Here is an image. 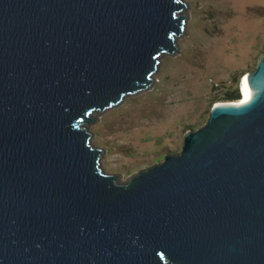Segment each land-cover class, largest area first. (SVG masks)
Returning a JSON list of instances; mask_svg holds the SVG:
<instances>
[{"label": "water", "instance_id": "95a60500", "mask_svg": "<svg viewBox=\"0 0 264 264\" xmlns=\"http://www.w3.org/2000/svg\"><path fill=\"white\" fill-rule=\"evenodd\" d=\"M189 8L0 0V264H264V53L245 99L126 179L89 129L158 80Z\"/></svg>", "mask_w": 264, "mask_h": 264}, {"label": "rangeland", "instance_id": "374dc122", "mask_svg": "<svg viewBox=\"0 0 264 264\" xmlns=\"http://www.w3.org/2000/svg\"><path fill=\"white\" fill-rule=\"evenodd\" d=\"M180 53L165 55L151 88L130 95L89 125L106 151L103 167L126 179L180 151L226 91L239 86L264 53V0H186Z\"/></svg>", "mask_w": 264, "mask_h": 264}, {"label": "trees", "instance_id": "16d2710c", "mask_svg": "<svg viewBox=\"0 0 264 264\" xmlns=\"http://www.w3.org/2000/svg\"><path fill=\"white\" fill-rule=\"evenodd\" d=\"M224 100H237L241 98V93L239 91V86H237L234 90L226 91L224 94Z\"/></svg>", "mask_w": 264, "mask_h": 264}, {"label": "bare ground", "instance_id": "6f19581e", "mask_svg": "<svg viewBox=\"0 0 264 264\" xmlns=\"http://www.w3.org/2000/svg\"><path fill=\"white\" fill-rule=\"evenodd\" d=\"M246 75L241 80V88H242L243 94H242V97L240 99H242V100L245 99V97H246V88H245Z\"/></svg>", "mask_w": 264, "mask_h": 264}]
</instances>
